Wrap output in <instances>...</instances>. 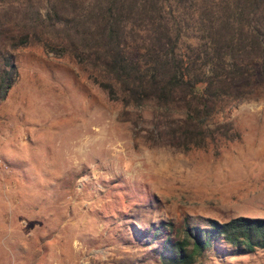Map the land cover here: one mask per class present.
Here are the masks:
<instances>
[{
  "label": "rangeland",
  "instance_id": "374dc122",
  "mask_svg": "<svg viewBox=\"0 0 264 264\" xmlns=\"http://www.w3.org/2000/svg\"><path fill=\"white\" fill-rule=\"evenodd\" d=\"M12 62L0 101V264H161L160 242L185 224L264 218V89L229 112L237 140L183 152L157 136L151 108L109 101L68 57L33 43ZM194 264H264V250Z\"/></svg>",
  "mask_w": 264,
  "mask_h": 264
},
{
  "label": "trees",
  "instance_id": "16d2710c",
  "mask_svg": "<svg viewBox=\"0 0 264 264\" xmlns=\"http://www.w3.org/2000/svg\"><path fill=\"white\" fill-rule=\"evenodd\" d=\"M33 43L72 60L109 101L151 108L157 136L183 152L237 140L229 112L264 89V0H0V101L17 77L13 52ZM217 250H264V218L185 224L158 259L194 264Z\"/></svg>",
  "mask_w": 264,
  "mask_h": 264
}]
</instances>
